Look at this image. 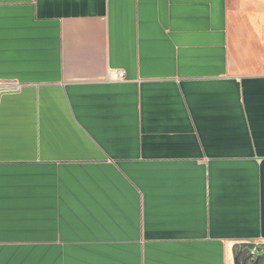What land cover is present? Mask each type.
<instances>
[{"label":"crops","instance_id":"0c3cea01","mask_svg":"<svg viewBox=\"0 0 264 264\" xmlns=\"http://www.w3.org/2000/svg\"><path fill=\"white\" fill-rule=\"evenodd\" d=\"M0 82V264L262 252L264 0H0Z\"/></svg>","mask_w":264,"mask_h":264},{"label":"built area","instance_id":"2783aa9c","mask_svg":"<svg viewBox=\"0 0 264 264\" xmlns=\"http://www.w3.org/2000/svg\"><path fill=\"white\" fill-rule=\"evenodd\" d=\"M125 79V73L121 70H109L107 72L106 81L108 82H122ZM20 86L16 83H2L0 82V94L5 92H17Z\"/></svg>","mask_w":264,"mask_h":264},{"label":"trees","instance_id":"16d2710c","mask_svg":"<svg viewBox=\"0 0 264 264\" xmlns=\"http://www.w3.org/2000/svg\"><path fill=\"white\" fill-rule=\"evenodd\" d=\"M260 250L262 251L260 254H254L253 256H251V252H252V246L250 245H245V246H241V247H236L234 249V256L235 257H240L242 259L246 258V257H252L254 259H258L259 264H263L264 261V246L259 247Z\"/></svg>","mask_w":264,"mask_h":264},{"label":"water","instance_id":"95a60500","mask_svg":"<svg viewBox=\"0 0 264 264\" xmlns=\"http://www.w3.org/2000/svg\"><path fill=\"white\" fill-rule=\"evenodd\" d=\"M233 264H259L258 259H254L252 257H246L244 259L240 257L233 258ZM264 264V261H263Z\"/></svg>","mask_w":264,"mask_h":264},{"label":"rangeland","instance_id":"374dc122","mask_svg":"<svg viewBox=\"0 0 264 264\" xmlns=\"http://www.w3.org/2000/svg\"><path fill=\"white\" fill-rule=\"evenodd\" d=\"M253 247H254V249L252 251H253V253H255L257 251V246H253Z\"/></svg>","mask_w":264,"mask_h":264},{"label":"flooded vegetation","instance_id":"af4514ba","mask_svg":"<svg viewBox=\"0 0 264 264\" xmlns=\"http://www.w3.org/2000/svg\"><path fill=\"white\" fill-rule=\"evenodd\" d=\"M254 254L251 253V256H253Z\"/></svg>","mask_w":264,"mask_h":264}]
</instances>
